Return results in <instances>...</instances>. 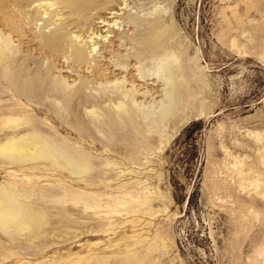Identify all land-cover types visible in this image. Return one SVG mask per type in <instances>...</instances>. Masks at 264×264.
Listing matches in <instances>:
<instances>
[{
    "label": "rangeland",
    "instance_id": "374dc122",
    "mask_svg": "<svg viewBox=\"0 0 264 264\" xmlns=\"http://www.w3.org/2000/svg\"><path fill=\"white\" fill-rule=\"evenodd\" d=\"M113 4L100 9L106 21L92 20L101 37L86 33L77 44L100 56L89 45L101 38L123 54L135 23L172 26L167 53L179 60L185 50L192 93L177 118L153 128L151 143L120 137L95 156L100 177L88 184H54L30 163L20 173L0 157V182L43 203L37 224L0 227V264H264V0ZM160 58L142 72L155 77ZM6 75L0 64V112L13 103Z\"/></svg>",
    "mask_w": 264,
    "mask_h": 264
},
{
    "label": "bare ground",
    "instance_id": "6f19581e",
    "mask_svg": "<svg viewBox=\"0 0 264 264\" xmlns=\"http://www.w3.org/2000/svg\"><path fill=\"white\" fill-rule=\"evenodd\" d=\"M113 3L6 0L0 64L6 68L4 83L13 102L0 112V157L7 159L6 165L23 173V166L30 163L43 180L54 184H88L100 177L95 156L110 151L118 138L147 145L154 139L158 122L166 124L181 114L178 110L192 92L184 80L185 50L179 52V60L167 53L174 39L172 26L150 20L143 27L135 23L136 33L122 36L125 45L130 44L123 54L117 53L120 44L104 48L101 38L89 45H97L100 56H89L91 50L77 44L76 39L86 33L101 37L92 20H105L100 9L112 11ZM39 20L37 29L33 28ZM116 30L112 25L110 31L116 35ZM161 56L155 77L142 72ZM159 95L161 100L154 102ZM145 102L155 103L157 110H150ZM42 209L43 203L30 199L24 190L0 182L1 228H29L39 222Z\"/></svg>",
    "mask_w": 264,
    "mask_h": 264
}]
</instances>
